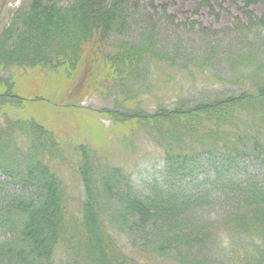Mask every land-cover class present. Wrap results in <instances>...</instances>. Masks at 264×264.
Masks as SVG:
<instances>
[{"label": "trees", "instance_id": "obj_1", "mask_svg": "<svg viewBox=\"0 0 264 264\" xmlns=\"http://www.w3.org/2000/svg\"><path fill=\"white\" fill-rule=\"evenodd\" d=\"M130 1L31 0L27 12H20L7 27L9 36L0 42L4 50L1 55L11 56L18 48L17 64L50 70H63L60 65L67 64L64 78L68 85L78 78L86 55L83 81L90 80L92 89L102 83L112 85L125 99V89L134 87L150 64H165L170 71L180 72L170 52L159 46V33L153 26L156 21L150 20V14L144 15L150 18L149 26L137 39L128 35L127 13L131 7L141 9L140 3ZM87 10L95 15L88 17ZM35 20L40 24L34 25ZM29 37L33 41L27 45ZM25 49L32 52L26 54ZM263 71L261 65L255 74ZM252 88L251 92L215 98L188 109L186 114H176L181 108L171 114L159 108L149 119L135 113L126 119H147L141 122L145 133L155 131L168 144L173 143L165 156L169 171H173L170 178L179 173L181 182L195 177L189 164L202 160L211 163L210 171L217 179H223L229 176L225 171L236 169L246 158L264 166V82ZM49 100L55 107V101ZM130 107L122 106L132 110ZM10 132L0 130V170L12 186L19 185L10 191L0 186V233L4 236L0 240V264H208L202 247L218 229L215 222L209 225L196 216L214 202L202 191L184 192L191 185L189 181L177 192L153 188L131 193L129 184L119 180L123 173L120 167L101 154L91 158V150L79 145L74 168L83 195L76 205L70 197L71 205L59 172L60 163L69 158L63 146L41 128L34 131L36 141L9 139ZM245 187L239 184V192L234 193L238 203L221 223L263 247L262 252L252 246L243 249L241 264H264V182ZM114 204L120 207L117 213ZM139 231L146 232L140 245H123L119 235ZM192 249L198 255L189 254ZM58 252L64 260L56 261Z\"/></svg>", "mask_w": 264, "mask_h": 264}, {"label": "rangeland", "instance_id": "obj_2", "mask_svg": "<svg viewBox=\"0 0 264 264\" xmlns=\"http://www.w3.org/2000/svg\"><path fill=\"white\" fill-rule=\"evenodd\" d=\"M133 1L140 3L141 9H129L128 35L137 39L149 26L150 18L145 16L146 13L150 14V20L156 21L153 26L159 33V46L170 52L180 72L176 69L170 71L165 64H150L136 85L125 89L124 99L121 91L112 85L102 83L92 89V86L89 87L90 80L86 83L83 81L86 55L78 70V78L68 85L64 70L69 65L63 63L60 65L63 70H50L41 65L30 67L17 64L16 56L20 50L17 48V52L4 57L1 55L4 50L1 51L0 47V130H12L8 138L13 140L18 137L20 141L23 138H34L36 141L34 131L38 128L45 132L48 130L54 136L55 141L63 146L65 157L69 156L66 162L60 163L59 172L71 205V198L76 205L83 195L82 184L74 168L78 161H75L78 157L76 147L79 145L91 150V158L101 154L112 165L120 167L123 173L119 180L129 184L131 193H145L153 188L177 192L189 181L191 185L184 192L202 191L214 202L210 204L211 207L199 211L200 216H196L199 221L209 225L215 222L218 229L211 233L212 239L202 247V255L208 259V264H241L243 249L252 246L262 252L263 247L249 236L233 233V228L229 229L221 222L228 211L235 208L238 198L234 193L239 192V184L246 189L245 185L254 186L264 182V166L262 168L258 161L246 158L239 162L236 169L224 172L228 177L217 179L210 171L209 161H192L189 164L194 168L191 174L196 176L181 182L178 177L180 173L170 178L173 171H169L165 160L168 145L173 143L168 144L167 139L160 138L155 131L145 133L141 122L156 115L155 111L159 108H164L162 110L169 114L173 113V109L181 108L176 114H186L188 109L215 98L225 99L242 91L251 92L255 89L253 86L261 85L264 71L261 75L255 72L264 65V0L130 2L133 4ZM30 3L31 0H0V42L9 36L6 29L12 20L20 12H27ZM91 15L94 16V12L87 10V16ZM35 23L40 24L36 20ZM32 39L29 37L27 45ZM31 52L25 49L26 54ZM42 53L45 54L44 51ZM28 56L32 58L31 54ZM148 84L150 87H146ZM64 91L69 95H64ZM14 92L21 96L12 98ZM49 99L55 101V107ZM65 103L73 104L63 105ZM128 105L132 110L122 108ZM132 113L147 119L127 121L126 118ZM163 125L161 128L166 129ZM19 146L25 148L22 142ZM71 159H74L73 163L69 162ZM11 183L10 178L0 170L2 189L10 191L19 185L12 186ZM122 186L125 184L122 183ZM114 206V212H119L120 207ZM95 207L99 212L98 203ZM95 232L103 236L101 232ZM145 234V231H139L119 236L123 245L138 246ZM147 238L152 239V236ZM2 239L4 236L0 233ZM196 252L192 249L189 254L198 255ZM61 260H64L63 255L58 252L56 261Z\"/></svg>", "mask_w": 264, "mask_h": 264}]
</instances>
